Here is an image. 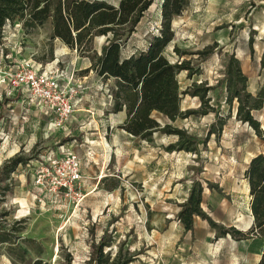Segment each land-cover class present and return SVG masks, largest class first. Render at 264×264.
Instances as JSON below:
<instances>
[{
	"label": "rangeland",
	"instance_id": "374dc122",
	"mask_svg": "<svg viewBox=\"0 0 264 264\" xmlns=\"http://www.w3.org/2000/svg\"><path fill=\"white\" fill-rule=\"evenodd\" d=\"M101 1L117 4V0ZM161 3L156 0L145 13L123 48V58L139 55L159 35ZM172 28L174 40L165 56L172 64L190 61L196 70L191 77L187 72L178 75L182 92L193 86L211 88L210 106L217 110L221 105L219 116L226 122L221 136L214 135L201 144L197 156L185 151L167 152L166 148L176 144L179 138L158 133L142 148L139 145L129 148L130 152L138 151L142 161L135 162L134 155L125 159L113 157L103 173L98 172L103 179L94 184L97 189L83 191L80 198L62 200L56 209L38 206L31 181L39 167V157L46 147L59 140L56 135H47L49 129L56 131L51 128L53 115L28 100L21 109L16 93L0 86V167L18 157L25 160L8 180L1 176L0 230L12 232L14 240L12 244L0 245V264H34L38 260L48 264H87L92 244L100 243L104 234L110 243L106 252L112 258L122 250L123 255L135 256L133 264H162V261L180 264L173 259L174 241L180 230L164 216L173 214L179 206L173 201L174 195L180 202L185 199L196 178L202 182L209 196L206 200L213 206L207 213L218 225L226 229L236 227L243 234L251 229L254 220L245 174L251 160L264 154V142L236 117V104L230 110L220 82L225 76L226 54H230L240 62L248 78L249 92L257 97L264 90L261 71L264 0H191L190 6L174 18ZM51 30V24H47L28 32L21 22L15 21V27L4 33L0 46V81L17 63L30 57L37 64L51 62L55 53L63 49L52 39ZM107 44L106 38H97L93 49L101 55ZM214 46L217 47L207 59L198 54ZM78 57L87 58V54L78 52ZM67 67L68 64L60 66L66 72ZM181 108L184 113L198 112L202 104L198 98L185 95ZM253 115L264 129V104ZM91 117L84 113L79 118L88 122ZM155 118L162 127L169 124L202 142L216 114L191 115L174 122L160 115ZM103 120L106 118L101 117L97 122L101 124ZM208 184L217 189H210ZM7 185L10 191L2 197ZM212 244L204 251L190 253L187 263L257 264L263 251V241L257 237L236 241L230 235L220 236Z\"/></svg>",
	"mask_w": 264,
	"mask_h": 264
},
{
	"label": "trees",
	"instance_id": "16d2710c",
	"mask_svg": "<svg viewBox=\"0 0 264 264\" xmlns=\"http://www.w3.org/2000/svg\"><path fill=\"white\" fill-rule=\"evenodd\" d=\"M156 0H117L110 4L101 0H0V46L3 43V31L8 22L22 23L23 29L33 32L47 24L52 26V39L60 40L66 46L78 52L87 54L92 62L91 70L105 79H114L116 89L113 91L115 101L114 113L127 112V120L121 127L135 138L150 140L154 133L177 135L176 144L166 148L167 152H188L200 156L199 146L206 144L212 136H221L226 122L219 116V109L210 106L208 98L211 88L193 86L192 89L181 91L177 77L187 72L189 77L196 73L190 61L172 64L165 52L174 40L172 22L180 16L191 0H161L162 23L159 35L155 36L148 47L139 55L122 57L123 48L136 32L145 13ZM105 37L107 45L99 55L93 45L97 38ZM254 39L250 40V54L254 55ZM214 47L198 53L206 59L212 55ZM228 59L224 79L220 82L221 91L226 93V104L230 110L236 104V117L249 125L256 136L264 142V129L258 122L253 111L260 110L264 104V90L254 97L248 90V78L244 74L239 60L235 55L226 54ZM261 71L264 74V54L261 59ZM185 95H191L201 101L202 109L198 112L184 113L181 108ZM220 98H218V101ZM216 114L215 122L210 126L204 141L189 135L187 132L162 125L154 115L163 116L174 122L177 119H187L191 115ZM25 163L21 158H15L0 167V182L8 180L10 174L19 164ZM245 177L249 183L250 209L253 216L251 229L243 234L235 228H224L218 225L202 208L204 187L196 178L192 183L186 201L180 206L177 220L184 226L186 232L194 231L195 218L207 221L219 236L230 235L236 241H245L257 237L263 241V251L258 264H264V154L254 157L246 171ZM210 189H217L208 184ZM10 189L4 188V194ZM3 200H0V203ZM12 232L0 230V245L12 244ZM110 243L104 234L100 243L92 244V253L87 264H133L135 256L123 255L120 250L115 258L106 252ZM34 264H48L41 260Z\"/></svg>",
	"mask_w": 264,
	"mask_h": 264
},
{
	"label": "crops",
	"instance_id": "0c3cea01",
	"mask_svg": "<svg viewBox=\"0 0 264 264\" xmlns=\"http://www.w3.org/2000/svg\"><path fill=\"white\" fill-rule=\"evenodd\" d=\"M54 42L58 43L63 49L55 53L54 59L51 62L37 64L31 57L30 59L35 66L41 68L51 63L58 62L59 67L63 64H68L67 72H69L75 66L77 78L83 83V90L81 96L82 100L77 106V112L67 123L65 128L56 131L47 130L48 136L56 135L55 137L59 140L55 142V144L46 147V149L66 146L80 157L83 191L88 192L98 188L97 185L94 184H98V181L103 179L98 175V172L102 174L107 163L111 162L113 157L116 159H125L127 155H134L135 162L142 161L140 159V153L138 151L130 152L129 148L132 145H139V147L142 148L144 145H147L148 142L147 140L133 137L121 128L127 120V112L124 108L122 111L114 113L115 101L114 99H110L109 92L113 93L116 89L115 80L100 77L92 70L89 73H84L92 66L90 59L88 57L79 58L78 52L75 53V50L69 48L58 39L54 40ZM111 80H113L112 85H110ZM108 87L111 88L107 89ZM15 98L17 99L18 105L23 109V104L28 100L27 96L19 93L15 95ZM95 112H97V114ZM84 113L91 114L92 120L83 122L79 117H82ZM97 117H105L106 120L101 121V124H99L97 119L100 118ZM102 132L104 133L102 134ZM158 133H154L153 137L157 136ZM107 134L110 135L109 140L106 138ZM160 154L163 155V151L160 152ZM207 195V191L205 190L202 208L206 213L213 207L212 204L206 200L207 197H209ZM187 197L188 194L185 199L180 202L174 195L173 201L178 202L179 206L174 209V212L171 210L173 214H166L164 216L166 219L171 220L172 223L175 224V227L180 230L178 237L174 241V249L176 250L177 248V251L174 250L175 253L173 255V259L179 260L180 264H188L187 260L190 257V253L204 251L208 249V246H213L212 242L215 241V239L220 238L218 232L212 229L209 223L201 218H195L193 232L185 231L184 226L177 220V215L181 210L180 206L186 201ZM171 208H173V206H171ZM235 229L237 230L236 227ZM162 264H165V262L162 261Z\"/></svg>",
	"mask_w": 264,
	"mask_h": 264
},
{
	"label": "built area",
	"instance_id": "2783aa9c",
	"mask_svg": "<svg viewBox=\"0 0 264 264\" xmlns=\"http://www.w3.org/2000/svg\"><path fill=\"white\" fill-rule=\"evenodd\" d=\"M13 26L8 22L3 37ZM0 86L9 87L15 95L27 96L28 101L41 111L51 113L54 116L53 130L65 128L82 100L83 83L77 78L76 67L66 72L58 62L41 68L35 66L31 59L21 61L2 78ZM109 93L113 100V93ZM37 162L39 167L32 183L35 202L41 209H56L62 200L82 197L81 159L72 149L66 146L48 148Z\"/></svg>",
	"mask_w": 264,
	"mask_h": 264
}]
</instances>
